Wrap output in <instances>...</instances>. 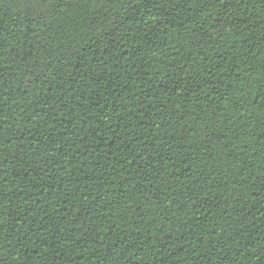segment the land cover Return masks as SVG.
Here are the masks:
<instances>
[{
  "label": "trees",
  "instance_id": "16d2710c",
  "mask_svg": "<svg viewBox=\"0 0 264 264\" xmlns=\"http://www.w3.org/2000/svg\"><path fill=\"white\" fill-rule=\"evenodd\" d=\"M0 264H264V0H0Z\"/></svg>",
  "mask_w": 264,
  "mask_h": 264
}]
</instances>
